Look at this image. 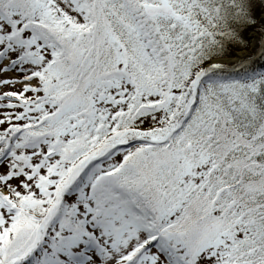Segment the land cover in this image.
Instances as JSON below:
<instances>
[{
	"label": "snow or ice",
	"instance_id": "obj_1",
	"mask_svg": "<svg viewBox=\"0 0 264 264\" xmlns=\"http://www.w3.org/2000/svg\"><path fill=\"white\" fill-rule=\"evenodd\" d=\"M0 264H264V0H0Z\"/></svg>",
	"mask_w": 264,
	"mask_h": 264
}]
</instances>
